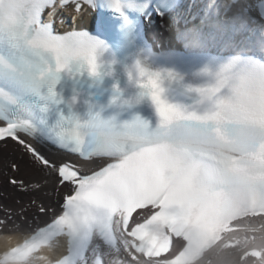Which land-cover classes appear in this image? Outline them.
Here are the masks:
<instances>
[{
  "label": "snow or ice",
  "instance_id": "obj_1",
  "mask_svg": "<svg viewBox=\"0 0 264 264\" xmlns=\"http://www.w3.org/2000/svg\"><path fill=\"white\" fill-rule=\"evenodd\" d=\"M89 4L0 0V141H17L64 189L15 244L5 237L0 264H264V66H223L190 105L170 103L149 80L154 123L136 117L116 130L97 120L87 139L72 99L58 122L72 127L34 137L25 117L37 102L45 110L63 103L53 90L59 74L95 71V45L75 26ZM69 6L73 25L57 26ZM37 47L53 54L54 67L33 62ZM50 145L45 158L39 149ZM68 154L78 162L55 158Z\"/></svg>",
  "mask_w": 264,
  "mask_h": 264
},
{
  "label": "bare ground",
  "instance_id": "obj_2",
  "mask_svg": "<svg viewBox=\"0 0 264 264\" xmlns=\"http://www.w3.org/2000/svg\"><path fill=\"white\" fill-rule=\"evenodd\" d=\"M237 4L238 3L236 2V4L232 5L230 7V11L236 10ZM195 23L196 19L189 20L185 22L184 26H192ZM234 26L237 27L236 30L226 29V31L222 33V37L227 42H236L237 40L242 41L248 35L252 39L249 47L255 46L256 48H259L258 45H262L264 47V37H262L264 32L260 29L254 30V27L244 25L242 23L234 24ZM258 28H262V26H258ZM232 33L233 35L231 37ZM0 143H2V141H0ZM8 143L9 142L7 141V146L9 145ZM7 146L0 144L1 169L5 168L4 160L9 157V152L6 150ZM45 154L49 158L53 157L52 152H45ZM14 158L17 160L15 172L18 174L16 176H18L17 178H20V180L10 177L9 182L8 179L7 181L6 179H3L0 174V251H2L5 246V237H14L17 235V231L27 232L30 224L32 227H35L39 221L44 219L43 213L39 211L40 208L46 207L45 204H48V206L54 205L53 199L50 197L52 193L50 192L53 188V184H56L55 175L51 173L50 170L41 171L43 168L38 167V162H36L35 159L26 151L22 158H19V156H15ZM55 158L63 159L61 156H57ZM12 161L13 160H10L9 163H12ZM7 174L10 176L9 172H7ZM32 178L37 180H33ZM13 181H16V183L14 184ZM36 184H39L40 188L36 189L32 187ZM42 184L44 185L41 186ZM11 191L12 194L8 195L7 193H11ZM29 194L33 196L31 200L28 198ZM28 200L30 202L34 201V204L38 206V208H35L36 212H32L30 208L26 207V203L29 202ZM17 225L19 226V229L16 228Z\"/></svg>",
  "mask_w": 264,
  "mask_h": 264
},
{
  "label": "clouds",
  "instance_id": "obj_3",
  "mask_svg": "<svg viewBox=\"0 0 264 264\" xmlns=\"http://www.w3.org/2000/svg\"><path fill=\"white\" fill-rule=\"evenodd\" d=\"M30 58L33 60V62L40 69H44V68L50 67V66L51 67L55 66V58H54L53 54L50 51H48L47 49H45L44 47L35 48L31 54ZM221 69L219 70V72L221 71ZM138 71L140 72V74L143 73L141 75L142 76V84L140 85V89H139L140 94L146 95L152 103V100L150 98V92L152 91V89H151V86L148 84V81L154 80L159 85V87H161V78L159 77L158 74L149 72L147 70L139 69ZM219 72L216 73L215 78H214V82L204 84V85H200V86L196 87L195 89L214 87L216 85L217 74ZM152 105H153V103H152ZM154 110H155V107H154ZM71 114L75 117V121L79 127V131L82 134H85V139L88 138L86 134L90 130V122L97 121V120L100 122L111 121L112 123L115 124L116 130H120L125 123H130L134 118H136V117H134V118L127 119V120H118L114 116L104 117L101 115L100 111H94L91 108L88 109L86 115H81V113L79 111H77V109L74 107V105H73V108L71 110ZM155 115H156V112H155ZM25 118L28 119V117H25ZM60 120H61V116L59 115L58 120H57V134L64 132L65 128H71L72 127L71 122H65L63 127L58 126V122Z\"/></svg>",
  "mask_w": 264,
  "mask_h": 264
},
{
  "label": "rangeland",
  "instance_id": "obj_4",
  "mask_svg": "<svg viewBox=\"0 0 264 264\" xmlns=\"http://www.w3.org/2000/svg\"><path fill=\"white\" fill-rule=\"evenodd\" d=\"M7 141H9V140H5V141H3L2 143H1V145L3 144V146H7ZM9 145L6 147V150L9 152V154H8V156L9 157H7L8 159H5L4 160V163H5V165H4V169H1L0 168V174H1V176L3 177V179H6V181H7V179H8V181L10 182V177H12V178H14V179H16V180H20V178H17L18 176H16L18 173H16L15 171V167H13V165H15L16 166V164H17V160H15V156H19V158H22V156L24 155V153H25V150L22 148V147H18L17 146V144H15L14 142H12V141H10L9 143H8ZM11 155V156H10ZM10 160H13L12 161V163H9L10 162ZM37 165H38V167H44L43 165H39L38 163H37ZM7 172H9L10 173V176L7 174ZM12 173V174H11ZM35 177V176H34ZM33 179V178H32ZM33 180H37V179H33ZM44 184H42L41 186H43ZM54 185L55 184H53V188H52V190H51V192L50 193H52V195L50 196L52 199H53V203H55V201H54V194H53V192H56V188L54 187ZM5 189H11V188H5ZM37 189V188H36ZM14 190V189H13ZM14 192V191H13ZM42 193V192H41ZM8 195L9 194H12V191H11V193H7ZM45 194H46V192H45ZM28 198L31 200V198H33V196L32 195H28ZM29 201V200H28ZM28 203V204H27ZM26 203V207H28V208H30L31 209V211L32 212H36V207L38 208V206L37 205H35L34 204V201H29V202H27ZM46 205V207H49L48 206V204H45ZM32 207H33V209H32ZM37 213H39V212H37Z\"/></svg>",
  "mask_w": 264,
  "mask_h": 264
}]
</instances>
